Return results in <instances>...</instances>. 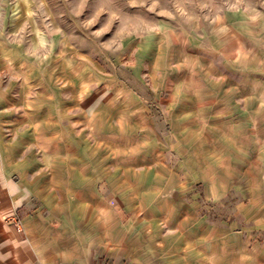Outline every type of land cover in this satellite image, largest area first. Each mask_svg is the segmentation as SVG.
I'll return each mask as SVG.
<instances>
[{"label":"crops","instance_id":"obj_1","mask_svg":"<svg viewBox=\"0 0 264 264\" xmlns=\"http://www.w3.org/2000/svg\"><path fill=\"white\" fill-rule=\"evenodd\" d=\"M77 67L31 57L0 34V264H264L254 127L246 149L230 139L224 151L211 139L219 126L207 135L173 120L164 140L126 81L90 92ZM185 103L176 111L170 95L168 114L198 113ZM229 157L239 167L224 166ZM194 179L214 201L229 195L223 179L239 182L242 217L200 215Z\"/></svg>","mask_w":264,"mask_h":264},{"label":"rangeland","instance_id":"obj_2","mask_svg":"<svg viewBox=\"0 0 264 264\" xmlns=\"http://www.w3.org/2000/svg\"><path fill=\"white\" fill-rule=\"evenodd\" d=\"M0 34L31 57L77 64L90 92L126 81L164 140L173 120L207 126V135L219 126L211 139L224 151L230 139L246 149L253 126L254 149H264V0H0ZM170 95L176 111L191 101L198 113L170 116ZM228 160L224 166L239 167ZM202 182L192 184L200 215L242 217L248 199L239 182L223 179L229 195L221 201L206 199Z\"/></svg>","mask_w":264,"mask_h":264},{"label":"built area","instance_id":"obj_3","mask_svg":"<svg viewBox=\"0 0 264 264\" xmlns=\"http://www.w3.org/2000/svg\"><path fill=\"white\" fill-rule=\"evenodd\" d=\"M10 223L14 224H20V220L17 217H14L13 219H8Z\"/></svg>","mask_w":264,"mask_h":264}]
</instances>
